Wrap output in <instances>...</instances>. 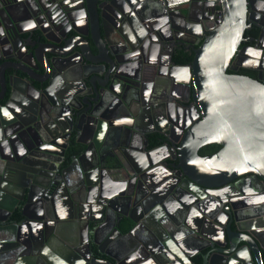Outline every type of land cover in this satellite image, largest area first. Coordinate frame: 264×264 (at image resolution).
I'll return each mask as SVG.
<instances>
[{
    "label": "water",
    "instance_id": "95a60500",
    "mask_svg": "<svg viewBox=\"0 0 264 264\" xmlns=\"http://www.w3.org/2000/svg\"><path fill=\"white\" fill-rule=\"evenodd\" d=\"M145 1L151 4L149 9H156L157 0ZM141 2L84 0V5L89 11L97 12L98 23L101 21L98 15L109 8L119 27H130L134 38L126 36L123 29H116L127 47L126 52L135 55L141 51L140 45L145 44L136 23L135 26L132 23L133 12H140ZM222 3L224 21L195 50L190 68L180 69L193 75L196 103L203 118L197 125V133L194 131L201 140L192 142L190 133L177 147L178 166L190 179L209 187L232 182L246 174L255 175L264 184V82L226 71L248 26V0H222ZM148 15L151 22L157 21L156 13L148 12ZM90 25H93L91 19ZM257 26L264 30L263 22ZM85 47L88 56L84 55V49L79 51L87 61L86 67L103 63L106 71L120 72L123 63L119 52L112 51L109 60H97L88 43ZM62 62V58H52L47 69L53 73ZM65 69L70 71L68 65ZM51 85L49 80L47 87L39 90L38 100H34L27 90L11 83L12 91L0 105V260L13 264L15 255H11L10 249L26 246L21 239L24 219L34 224L35 231L41 224L42 217L29 213L37 205V195L29 184H24L23 178L24 173L46 170L52 175L47 192L49 207L54 208L55 199L64 195L72 203L67 207L78 215L75 217L80 221V228L70 226V215L54 220L50 216L54 230L65 228L62 242L69 251L52 248L51 258L37 254L44 264H191V254L213 243L217 245V253L208 260L213 249L206 252L203 264H238L240 258L247 264H264V236L233 230L231 226L222 228V242L209 234L201 235L195 244H207L191 253V204L186 200L191 191L183 192L184 197L178 194L176 204H153L158 187L155 170L164 165L157 157V148L149 147L145 165L141 167L134 156V140L139 132L150 137L166 135V132L139 126L141 114H132V104L137 98L134 90L129 91L124 101L132 121H108V134L103 140L100 131L106 117L100 113L99 106L105 97L112 100L115 91L111 82L98 85L89 82V96L82 101L86 106L68 105L69 108L62 89L53 92ZM17 93L21 94L20 101L15 100ZM66 113L71 117L68 126L63 122ZM88 118L94 119L92 125L88 124ZM82 135L87 138L82 139ZM73 137L82 148L79 153L75 151L80 146L74 148L67 159L66 148ZM205 142H218L222 149L214 156L200 158L197 148ZM112 145L116 149L111 153ZM86 153H93L95 159L91 163L83 160ZM97 169L100 174L95 183L92 176ZM56 175L61 177L63 185L56 181ZM77 180L83 190L74 185ZM32 183L37 182L33 179ZM14 188L25 191L22 202L17 204L22 218L4 223L1 212L8 208L7 199L17 198ZM173 212H180V219L174 218ZM165 217L169 223L163 221ZM55 233L61 236L57 229ZM84 242L92 246L91 251H80ZM48 243L51 245L49 240Z\"/></svg>",
    "mask_w": 264,
    "mask_h": 264
},
{
    "label": "flooded vegetation",
    "instance_id": "af4514ba",
    "mask_svg": "<svg viewBox=\"0 0 264 264\" xmlns=\"http://www.w3.org/2000/svg\"><path fill=\"white\" fill-rule=\"evenodd\" d=\"M166 1L170 5L164 0H157L156 9H149L151 4L142 0L140 12L137 9L133 12L132 23L134 26L136 23L145 44L140 45V52L132 55L126 52L127 47L116 27L123 29V33L129 37L133 35L132 30L128 26L119 27L109 8L98 15L101 18L98 23L97 12L93 9L89 11L84 0H0V105L11 93V83L27 90L34 100H38L39 90L47 87L51 80L52 91L62 89L69 108L68 105H82L83 98L89 96V82L98 85L108 81L115 93L112 100L105 97L99 106L100 113L106 117L102 120L100 131V138L105 140L108 121H132L131 111L128 112L124 101L129 91L134 90L137 98L132 104V114H141L139 126L155 127L166 132V135L155 134L151 137L139 132L134 140V156L143 167L145 152L149 147L157 148V157L164 165L155 170L158 187L152 199L153 204H176L178 194L183 196V192L191 191L186 199L191 204V253L207 244H195L201 235L209 234L215 241L222 242V228L227 229L228 226L233 230L264 236L263 181L253 174H246L232 182L209 187L190 179L178 166L177 147L190 133L192 142L201 140L194 131L197 133V125L203 118L196 103L193 75L180 69L190 68L195 50L224 21V9L222 0ZM148 12L157 14L155 23L148 19ZM90 19L93 25H90ZM261 22L264 23V0H248V26L227 64V73L264 82V30L261 31L257 26ZM87 43L97 60H109L112 51L119 52L123 63L120 72L106 71L103 63L94 68L86 67L87 61L79 48L82 51L84 49V55L88 56ZM52 58L63 59L53 73L47 69ZM67 65L69 72L65 69ZM21 98V94L17 93L15 100L20 101ZM63 122L67 126L71 124L69 113L63 115ZM87 122L92 125L94 119L88 118ZM81 138L86 139L87 136L82 135ZM70 143L65 152L67 159L74 148L80 146L76 153L82 148L76 145L74 137ZM114 145L109 147V152L116 149ZM221 149L222 145L218 142H205L198 146L197 154L200 158H207L216 155ZM184 157L188 159L187 155ZM92 159H95L93 153L83 156L87 163H91ZM55 166L53 163L52 167ZM99 174L98 169L94 170L92 178L95 183L98 182ZM24 175V184H29L37 195V205L29 213L42 217V221L35 231L32 229L34 224L24 219L21 239L26 246L13 247L10 253L15 255L13 264H44L37 254L51 258L52 248L65 250L62 242L65 228L56 227L55 230L61 236L57 233L53 235L55 225L52 226L49 217L54 220L58 216L70 215V226L75 229L80 228V221L75 217L77 213L67 207L72 203L62 192L63 198L55 199L54 208L49 207L51 203L47 200V192L52 185L50 173L41 170L36 174L27 172ZM33 179L37 183L33 184ZM55 179L63 185L59 175ZM74 185L83 190L78 180ZM13 190L17 198L6 200L8 208L1 212L4 223L12 220L18 222L22 218L17 204L22 202L25 191L21 188ZM172 215L180 219L181 213L173 212ZM168 220L165 217L163 221L169 223ZM216 248L217 245L213 243L194 252L191 254V264H203L204 254L213 249L207 256L209 260L217 253ZM91 250V245L86 242L81 244V252ZM71 253L76 254L75 251ZM214 257L218 260V256ZM0 263L7 264V261L0 260ZM238 264L247 263L244 258H240Z\"/></svg>",
    "mask_w": 264,
    "mask_h": 264
},
{
    "label": "trees",
    "instance_id": "16d2710c",
    "mask_svg": "<svg viewBox=\"0 0 264 264\" xmlns=\"http://www.w3.org/2000/svg\"><path fill=\"white\" fill-rule=\"evenodd\" d=\"M192 58V57H191ZM262 255H263V257H264V250H262Z\"/></svg>",
    "mask_w": 264,
    "mask_h": 264
},
{
    "label": "bare ground",
    "instance_id": "6f19581e",
    "mask_svg": "<svg viewBox=\"0 0 264 264\" xmlns=\"http://www.w3.org/2000/svg\"><path fill=\"white\" fill-rule=\"evenodd\" d=\"M201 139V138H200Z\"/></svg>",
    "mask_w": 264,
    "mask_h": 264
}]
</instances>
